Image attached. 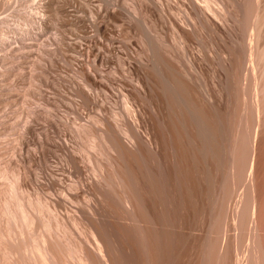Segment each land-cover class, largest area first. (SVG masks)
Returning <instances> with one entry per match:
<instances>
[{
	"label": "bare ground",
	"instance_id": "obj_1",
	"mask_svg": "<svg viewBox=\"0 0 264 264\" xmlns=\"http://www.w3.org/2000/svg\"><path fill=\"white\" fill-rule=\"evenodd\" d=\"M68 2L78 0H61L60 13ZM53 3L41 0L31 7L28 33L42 27L45 12L53 15ZM143 5L111 2L104 11L121 14L111 32L97 21L101 5L88 11L98 35L93 58L81 41L80 59L72 68L77 83L73 86L69 76L63 80L73 121L63 120V144L53 143L63 149V201L53 200L63 209L62 221H56L63 227V239L43 237L42 244L35 245V264H131V245L140 247L141 256L145 253L143 264H176L179 215L188 211L198 216L211 204L212 163L216 172L224 169L225 138L233 177L252 168L250 124L258 122V92L264 80L263 0H185L182 13L178 10L170 22L175 45L157 29L171 8L155 0ZM227 104L234 108L230 115ZM232 110L237 111L234 116ZM71 123L90 141L92 151L70 144L66 129ZM28 130L47 142L50 138ZM47 182V189L59 185L55 179ZM39 184L37 177L36 193L44 189ZM252 190L246 212L254 215ZM39 198L41 209L46 204ZM19 217L28 220L22 211ZM216 230L213 247L216 264H222L229 249L225 244L231 242L226 243L225 227ZM210 236L206 231V249L212 247ZM238 252L235 264L242 260Z\"/></svg>",
	"mask_w": 264,
	"mask_h": 264
},
{
	"label": "rangeland",
	"instance_id": "obj_2",
	"mask_svg": "<svg viewBox=\"0 0 264 264\" xmlns=\"http://www.w3.org/2000/svg\"><path fill=\"white\" fill-rule=\"evenodd\" d=\"M116 1L126 6L145 4V0H78V3H64L63 12L60 13L61 0H52L53 15L45 12L42 29H34L33 33H28L27 29L31 26L28 18L34 10L31 7L40 4L41 0H0V264H35V245L42 244L43 237L52 241L56 237L63 239V227L56 224V221L61 222L63 219V209L53 201L57 198L63 201V149L54 147L53 143L63 144V120L69 117L70 122L73 121V115L66 108L69 100L64 98L65 95L63 97V80L69 76L75 79L72 80L73 86L77 83L72 68L80 59V43L90 47V58H93L92 52L98 35L90 24V7L102 6V15L97 21L105 24L109 29L105 28L106 32H111L114 22L120 20L121 14L118 11L116 14L105 12L104 9ZM155 2L171 8L165 13L166 18L157 29L164 33L169 44L175 45L176 32L170 27V22L182 13L180 9L185 0ZM178 10L179 14H176ZM45 22L49 24L46 29L43 28L47 26ZM21 35H25L24 39H20ZM211 85V92L215 94L216 87L213 83ZM211 85L209 84L210 90ZM67 97L71 101L77 100L69 94ZM258 98V122L252 123L250 120L253 140L250 139L254 149L251 150L248 161L252 168L248 167L240 178L238 175L233 177L234 173L228 171L231 154L225 138L222 149L224 169L216 172L215 163H212L211 204L203 214L196 211L198 216L195 212L188 211L179 215L181 231L178 230L177 248L175 247L178 255L176 264H216L217 247H213L216 241L214 238L217 237L215 230L220 232V228L222 230L224 227L226 243H231L228 244L229 247L225 244L229 249L228 252L224 251L227 256H223L225 261L222 260V264H235V251H239L238 257L242 258L239 264H264V80L261 82ZM227 105L230 107V104ZM229 109L234 108L231 105L226 109L228 114L231 112ZM235 113L237 111L232 110L231 115L234 116ZM248 120L249 118L246 123L249 125ZM140 126V130L144 132V125ZM27 128L47 133L50 137L48 142L42 135H32ZM66 130L73 147L90 149V141L77 131L74 124H69ZM91 165L94 166L95 163ZM36 176L38 184L41 182L40 188H44L39 191L41 194L34 190ZM49 179L57 180L59 185L47 189V184H44ZM251 190L254 192V215L246 212V202L248 198L252 200ZM37 195L42 204H46L41 209L37 204ZM21 211L28 216L27 221L19 219ZM80 228L85 230L81 225ZM206 231L212 238L208 241L213 240V248L209 247L210 241L208 244L209 250L214 249L213 255L211 250V254L207 252V246L204 245H207V240L202 243ZM238 235L240 240L237 244L235 238ZM232 240H236V245ZM204 251L207 253L206 257ZM145 256V253L141 256L140 247L130 246L131 264H143Z\"/></svg>",
	"mask_w": 264,
	"mask_h": 264
}]
</instances>
